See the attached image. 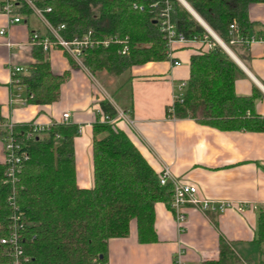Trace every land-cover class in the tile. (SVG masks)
<instances>
[{"label": "trees", "instance_id": "trees-1", "mask_svg": "<svg viewBox=\"0 0 264 264\" xmlns=\"http://www.w3.org/2000/svg\"><path fill=\"white\" fill-rule=\"evenodd\" d=\"M185 1L244 61L249 50L243 45L230 44V25L236 22L242 36H253L258 26L251 21L249 8L264 4V0ZM46 2L52 9L48 18L55 26H66L64 36L68 39L92 31L96 41L112 37L127 40L107 47L94 45L85 52L86 70L93 76L105 74L107 79L121 78L134 67L169 60L158 16L170 5L171 21L178 33L196 43H203L207 37L214 47L201 48L191 57L185 91L167 115L174 120L193 119L221 131L264 132V117L256 113V101L264 95L255 85L251 96L236 93V82L247 77L243 69L178 0ZM134 4L144 6L145 10L134 9ZM153 4H157V9L150 7ZM21 14L31 13L23 8ZM125 45L128 52L123 54ZM239 50L244 54L240 55ZM33 54L35 63L19 76L25 101L36 106L57 103L69 72L55 75L40 47H34ZM70 62L77 66L73 60ZM100 106L102 117H115L116 110L109 102L104 100ZM0 122H6L1 116V107ZM118 123L98 122L93 126L92 189H82L77 184L74 126L54 124L29 140L24 138L29 130L27 126L15 127L13 134L24 143L30 157L23 162L14 186L3 185L5 167L0 164V240L8 238L13 231L14 214L22 213V264H108L109 242L127 238L133 222L140 244L152 245L158 241L155 207L158 203L170 205L171 188L160 185L162 170L157 173L148 164ZM8 132L0 127V140ZM11 195L18 207L16 212L8 203ZM259 216L257 235L262 245L264 212ZM12 263L10 248L0 244V264ZM203 264H242V260L221 239L219 259Z\"/></svg>", "mask_w": 264, "mask_h": 264}, {"label": "crops", "instance_id": "crops-1", "mask_svg": "<svg viewBox=\"0 0 264 264\" xmlns=\"http://www.w3.org/2000/svg\"><path fill=\"white\" fill-rule=\"evenodd\" d=\"M4 2L0 0V4ZM1 7V116L10 123H37L50 127L61 124L63 115L68 113L67 124L76 130V174L80 188L92 189L94 186L93 126L102 120L100 104L105 100L127 111L135 120L133 128L123 121L117 126L157 173L168 166L176 178L197 188L199 198L233 203L234 207L220 214L202 213L189 206L185 210L187 219L183 233L178 232L170 207L158 203L155 207L158 241L152 245L140 244L133 222L127 238L109 242L108 264H175L174 255L180 247L185 249L186 264L217 261L221 239L241 260L264 264V244L258 243L257 235L260 216L253 209V206H264V132L221 131L193 119L174 120L167 115L176 97L185 91H180V87L189 79L191 57L201 48L207 49L209 42L174 44L169 50L171 58L168 61L134 67L127 77L128 87L119 84L110 93L104 85L109 82L105 74L99 77L101 85L90 72L80 66L74 67L62 52L46 53L55 75L69 72L61 87L60 101L45 106H21L15 96L25 99V90L14 87L10 72L15 67L27 70L35 63L30 36L46 31L37 27L30 15H23L18 24H10ZM249 15L258 26L253 35L264 36V4L251 5ZM247 50L244 61L239 59L247 70L244 71L247 77L236 82V93L251 96L255 85L264 95V46L258 43ZM239 54L243 55L244 51L239 50ZM174 61L180 62L181 66H174ZM118 98L127 103V109L118 104ZM256 113L264 117V98L256 101ZM3 162L4 148L0 141V164ZM239 204L249 208L238 212L235 207ZM255 256L258 263L252 259Z\"/></svg>", "mask_w": 264, "mask_h": 264}, {"label": "built area", "instance_id": "built-area-1", "mask_svg": "<svg viewBox=\"0 0 264 264\" xmlns=\"http://www.w3.org/2000/svg\"><path fill=\"white\" fill-rule=\"evenodd\" d=\"M48 0H5L1 7V11L4 12L9 17L10 24H18L22 21L23 15L21 11L23 8H26L30 11L31 14L35 15L37 19L41 22L44 29H46L45 34H41L39 32H34L30 36V44L33 47H40L42 51L46 54L52 51H60L62 52L67 59H71L75 62L77 66L81 68L84 67L83 58L85 56V52L94 45H103L105 47L109 46L111 43H124L125 41L119 40L117 37H112L107 41H96L93 39V32L89 31L87 34L78 37L75 36L73 38H66L64 36V32L66 30V26L64 24L60 26H55L51 23L48 18V14L51 13L52 9L47 6ZM153 9H157V4H153L150 6ZM134 9H139L142 12L145 10V7L134 4ZM171 6L167 4L166 8L159 13L158 22L160 23V32L163 34V38L167 43V52L169 59L170 48L176 44H195L196 41L194 39H187L181 33H178L175 25H173L171 21ZM4 34V31L1 32ZM230 36H231V45H243L246 49H250L255 44H262L264 46V36H242V33L236 22L230 25ZM203 42H209L208 38L205 37ZM226 45V44H225ZM227 46V45H226ZM207 47L212 49L214 45L212 43H208ZM229 48V47H227ZM128 52L127 45L124 46L122 53L125 54ZM264 56V52H263ZM174 66H181L180 62L174 61ZM87 71V70H86ZM25 72V69L22 67H15L12 69V84L14 87L22 88L21 79L19 76ZM20 88V89H21ZM186 88V84H183L180 87V91H183ZM19 89V90H20ZM182 94L176 97V100H180ZM16 102L20 103L21 106H26L27 103L25 99H21L20 95L15 96ZM114 108L115 117L105 116L102 117V123L113 124L116 121H123L127 125L132 128L135 127V120L132 119L129 113L124 110L118 109L116 106L111 104ZM69 114L66 113L63 115V122L61 124L68 125L67 122L69 120ZM27 126L29 129L28 132L25 133L24 138L29 140L33 135L39 134L41 132L49 130L51 126H44L41 124L35 123H27V124H17L0 122L1 128L8 129V134L0 140L3 143L4 148V167L5 170L3 172L2 183L3 185H11L14 186L17 183L18 176L21 172L23 162L29 159L28 152L24 149V143L20 142L13 134V130L17 126ZM159 182L162 187H170L172 191V200L170 202V210L174 214L175 223L177 226V230L179 233H183L186 229V213L185 210L190 206L195 210H198L202 213H223L227 209L234 207L233 203L230 202H214L206 199H201L198 197L197 188L191 184H188L178 178H176L170 168L168 166H164L162 169L161 176L159 177ZM11 195L8 198V203L14 208V212L18 211V207L15 204V198ZM238 212H244L249 206L246 204H239L235 207ZM255 211L264 212V206H253ZM23 214L16 212L12 217L14 222L13 231L10 233L8 238L0 240V244L3 246H7L10 248V255L13 259L12 264H22V255L23 249L20 244L21 240V232L23 230ZM185 249L180 247L178 251H176L174 255L175 264H186L184 260ZM27 261V259H26ZM242 264H249L248 262L242 260Z\"/></svg>", "mask_w": 264, "mask_h": 264}, {"label": "water", "instance_id": "water-1", "mask_svg": "<svg viewBox=\"0 0 264 264\" xmlns=\"http://www.w3.org/2000/svg\"><path fill=\"white\" fill-rule=\"evenodd\" d=\"M198 21L199 24H201L205 30L211 35L212 38L217 42V44L225 50V52L238 64V66L242 69L243 71H247L241 61L231 53V50L227 48L225 43L215 34V32L200 18V16L191 8V6L185 1V0H178Z\"/></svg>", "mask_w": 264, "mask_h": 264}, {"label": "rangeland", "instance_id": "rangeland-1", "mask_svg": "<svg viewBox=\"0 0 264 264\" xmlns=\"http://www.w3.org/2000/svg\"><path fill=\"white\" fill-rule=\"evenodd\" d=\"M5 1V0H4ZM30 19L32 20V22L37 25V27L41 28V29H44L43 25L41 24L40 21H38L37 17L33 14H30ZM46 30V29H45ZM231 50V49H230ZM232 51V50H231ZM233 52V51H232ZM233 54L236 56V54L233 52ZM237 57V56H236ZM238 58V57H237ZM239 59V58H238ZM103 76V75H102ZM98 80H99V76H95ZM127 77H128V74L124 75L121 79H117L115 82L112 80V79H108L109 82H105L106 84H104L106 87V90L108 91V93H110V91L112 92L113 90L117 89L119 87V84L120 85H123L124 87H128V84L126 83L127 82ZM99 83H100V80H99ZM102 85V82L100 83ZM24 93V90L22 91ZM117 100V99H116ZM118 104L121 105L122 107H124L125 109L126 106H127V103L125 104L124 102H122L121 100H117ZM254 259L255 263H258V257H254L252 258ZM262 259H263V262H264V254L262 256Z\"/></svg>", "mask_w": 264, "mask_h": 264}, {"label": "bare ground", "instance_id": "bare-ground-1", "mask_svg": "<svg viewBox=\"0 0 264 264\" xmlns=\"http://www.w3.org/2000/svg\"><path fill=\"white\" fill-rule=\"evenodd\" d=\"M230 49V48H229ZM231 53H232V51H231ZM233 54V53H232Z\"/></svg>", "mask_w": 264, "mask_h": 264}]
</instances>
